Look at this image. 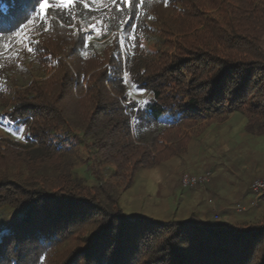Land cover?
<instances>
[{
    "label": "trees",
    "instance_id": "16d2710c",
    "mask_svg": "<svg viewBox=\"0 0 264 264\" xmlns=\"http://www.w3.org/2000/svg\"><path fill=\"white\" fill-rule=\"evenodd\" d=\"M40 3L0 0L1 127L25 133L0 136V264H264V222L129 221L114 187L182 153L192 122L240 112L264 135V0H77L43 19ZM28 28V63L6 59ZM18 64L41 76L18 86ZM69 137L103 181L52 174Z\"/></svg>",
    "mask_w": 264,
    "mask_h": 264
},
{
    "label": "rangeland",
    "instance_id": "374dc122",
    "mask_svg": "<svg viewBox=\"0 0 264 264\" xmlns=\"http://www.w3.org/2000/svg\"><path fill=\"white\" fill-rule=\"evenodd\" d=\"M112 4V0H99V7L102 6L99 11ZM29 32L30 28L26 29L14 42L5 46L1 54L9 50L6 59L20 57V62L28 63V60L22 59L21 49L25 48ZM95 34L98 36L100 32ZM112 36L110 34L107 40ZM118 36L122 44L123 35ZM18 65L15 73H9L17 79L18 86L41 76L32 70L20 73L24 68ZM7 93L5 99H8ZM1 106L0 101V117L5 119L4 107ZM2 121L0 119V136H12L14 141L23 142V129L12 133L14 127L11 130L1 127L7 120ZM245 125L244 115L237 112L224 119H201L181 127V138H185L182 153L159 166L139 170L127 189L115 184L119 205L127 220L146 219L159 223L192 221L199 227L219 224L234 230L261 227L264 222V194L259 197L253 184L264 179V135L247 134ZM74 134L82 138L79 131H74ZM68 140L69 151L62 167L51 171L52 174L82 178L89 183L103 181L102 170L96 167L82 143L90 140L85 139L81 144L75 137ZM185 176L197 181L201 178L206 180L194 186H185L182 182Z\"/></svg>",
    "mask_w": 264,
    "mask_h": 264
},
{
    "label": "snow or ice",
    "instance_id": "6c2138e0",
    "mask_svg": "<svg viewBox=\"0 0 264 264\" xmlns=\"http://www.w3.org/2000/svg\"><path fill=\"white\" fill-rule=\"evenodd\" d=\"M112 2L116 4L117 0H112ZM165 2H167V0H165ZM76 3H77V0H56L55 3H50V0H41V3H40L41 13H40L39 18L41 19L45 18L46 15L48 14V10L51 8L69 9L70 7L74 6ZM122 3L124 6L133 7L137 5V0H122ZM139 3L141 4L144 3V0H139ZM85 7H87V4H85ZM117 10H122V9L118 6ZM92 27L95 28V25H92ZM27 50L29 52L32 51L30 47Z\"/></svg>",
    "mask_w": 264,
    "mask_h": 264
},
{
    "label": "built area",
    "instance_id": "2783aa9c",
    "mask_svg": "<svg viewBox=\"0 0 264 264\" xmlns=\"http://www.w3.org/2000/svg\"><path fill=\"white\" fill-rule=\"evenodd\" d=\"M205 180L206 178H201L199 181H197L195 178H189L188 176H185L182 179V182L185 186H194L197 182H203ZM253 189L259 197L264 194V179L255 181L253 184Z\"/></svg>",
    "mask_w": 264,
    "mask_h": 264
}]
</instances>
